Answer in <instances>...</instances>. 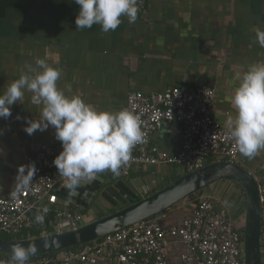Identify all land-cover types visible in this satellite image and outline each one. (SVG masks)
<instances>
[{"label":"crops","instance_id":"0c3cea01","mask_svg":"<svg viewBox=\"0 0 264 264\" xmlns=\"http://www.w3.org/2000/svg\"><path fill=\"white\" fill-rule=\"evenodd\" d=\"M144 1V10L138 6L134 23L122 17L115 31L103 33L99 25L76 29L80 6L75 0H0V95L26 70L25 65H35L37 59L44 58L50 66L61 69L57 87L66 96H79L98 111L127 109V96L135 91L211 86L216 91L212 117L228 130V119L236 115L231 98L239 78L251 64L264 62V48L254 43L255 29L264 30V0ZM32 95L25 92L23 100L11 106V116L0 118V190L15 189L17 169L26 165L28 156L43 146L61 144L55 138L54 127L32 135L23 130L24 118L39 120L42 111ZM153 143L161 152L177 153L181 127L163 124L154 133ZM237 161L264 181V150L253 159L239 153ZM167 167H171V174H167ZM184 173L176 166H134L127 174L121 169L118 178L110 172L99 174L73 194L62 187L61 181L54 186L49 203L61 206L72 201V207L79 204L75 208L84 216V224L95 213L124 207ZM224 183L213 184L198 198L217 200L224 208L232 207L233 215L243 216V191L239 190L238 205L233 207L235 202L225 193L231 186ZM194 204L185 200L161 214L157 217L161 226L181 227L192 216ZM185 252L179 238H168V264H183Z\"/></svg>","mask_w":264,"mask_h":264},{"label":"built area","instance_id":"2783aa9c","mask_svg":"<svg viewBox=\"0 0 264 264\" xmlns=\"http://www.w3.org/2000/svg\"><path fill=\"white\" fill-rule=\"evenodd\" d=\"M144 5V0H138L140 9L144 10ZM215 96V89L206 85H179L163 92L129 93L127 109L139 117L144 142L132 149V158L122 168L124 173L141 165L176 166L192 172L211 160L237 161L239 152L234 139L212 117ZM163 124L181 127V144L175 154L161 152L153 143L154 133ZM61 151L62 144L39 148L26 161V165L34 163L36 168L30 187L20 192L0 190V234L44 230L49 226L57 232L83 224L84 216L71 206L72 201L61 206L49 203L54 186L63 181L53 165ZM259 203L261 251L264 254V182L259 185ZM43 206H47L49 212L44 223H36L34 216ZM157 217L108 234L97 243L64 249L52 256L29 257L26 264H99L101 261L108 264H168L165 249L169 237L179 238L185 245L186 252L181 257L183 264H244L242 227L229 211L217 210L210 198H198L192 216L184 220L181 227L164 228ZM0 264L14 262L11 258H1Z\"/></svg>","mask_w":264,"mask_h":264},{"label":"clouds","instance_id":"9594fccd","mask_svg":"<svg viewBox=\"0 0 264 264\" xmlns=\"http://www.w3.org/2000/svg\"><path fill=\"white\" fill-rule=\"evenodd\" d=\"M75 3L80 6L75 19L78 30L99 25L103 33H109L118 28L122 17L134 23L139 11L138 0H75ZM254 43L264 48V30L258 27ZM25 69L0 95V118L8 119L11 106L23 100L25 92L32 93L33 102L42 105V111L39 120L24 118L23 130L32 135L37 130L54 127L62 151L54 158L53 165L69 194L105 172L118 178L132 158V149L144 142L139 117L128 109L98 111L79 96H66L57 87L61 69L50 66L44 58L37 59L35 65H25ZM231 103L236 115L227 121L228 135L243 157L253 159L264 150V62L251 64L242 74ZM35 173L34 163L19 166L16 191L29 188ZM48 212L49 208L43 206L34 216L35 222L44 223ZM36 252L34 244L13 245L11 259L14 264H26Z\"/></svg>","mask_w":264,"mask_h":264},{"label":"water","instance_id":"95a60500","mask_svg":"<svg viewBox=\"0 0 264 264\" xmlns=\"http://www.w3.org/2000/svg\"><path fill=\"white\" fill-rule=\"evenodd\" d=\"M221 181L239 186L245 196L243 216L233 215L237 225L243 229V263L262 264V218L259 203V185L262 181L239 161L226 160L209 162L202 168L184 173L154 193L138 201H130L121 209L76 228L26 239H0V254L11 256L12 246L17 244L24 247L34 244L37 252L30 257H36L91 243L159 216Z\"/></svg>","mask_w":264,"mask_h":264},{"label":"rangeland","instance_id":"374dc122","mask_svg":"<svg viewBox=\"0 0 264 264\" xmlns=\"http://www.w3.org/2000/svg\"><path fill=\"white\" fill-rule=\"evenodd\" d=\"M179 168V167H178ZM164 169V168H163ZM163 172V171H162ZM161 172V173H162ZM166 172H167V174H171L173 171H172V169H171V167H167L166 168ZM165 172V173H166ZM164 173V174H165ZM176 176H172V179H174ZM170 181L171 180H169V183H170ZM168 182V181H167ZM224 182H226V183H224V184H229L231 187H230V189H227L226 190V196H227V198H228V200H231V201H234L235 203H232V206L233 207H236L238 204V200H237V197H238V193H239V190L241 189L239 186H237V185H235L234 183H230V182H227V181H224ZM197 200V199H196ZM187 202H189V201H187ZM213 203H214V205H215V208L217 209V210H221V208H223V209H227L228 211H229V213L231 214V215H233L234 214V212H232V207H230L229 209H228V207L226 208V206H225V208H224V205L222 206L221 204H220V202L219 201H214L213 200ZM234 204H236V206L234 205ZM75 207H80V205L79 204H75ZM107 213H110V211L109 210H105L102 214L101 213H95V215L94 216H92V218H89L88 219V221L89 222H92V221H94V220H96L98 217H100V215L102 216V215H106ZM93 215V214H92ZM37 234H44V231L43 230H38V229H31V230H25V231H23V232H21L20 234H19V236L21 237V236H30V235H37ZM0 237H7V235H2V234H0ZM29 238V237H28Z\"/></svg>","mask_w":264,"mask_h":264},{"label":"trees","instance_id":"16d2710c","mask_svg":"<svg viewBox=\"0 0 264 264\" xmlns=\"http://www.w3.org/2000/svg\"><path fill=\"white\" fill-rule=\"evenodd\" d=\"M165 186V185H164ZM164 186H162V187H164ZM161 187V188H162ZM199 194V193H198ZM198 194H195L194 196H192V197H190V198H188L187 199V201H195L196 202V199L198 198ZM138 200H140V198H138L137 200H135V201H138ZM176 206H174L173 208H175ZM122 207H120V208H118V209H121ZM173 208H171V209H173ZM117 209V210H118ZM114 211H116V210H114ZM114 211H111L110 213H112V212H114ZM167 212V211H166ZM166 212H164V213H166ZM110 213H107L106 215H108V214H110ZM164 213H162V214H164ZM106 215H102V216H100V217H98V218H101V217H103V216H106ZM157 217V216H156ZM97 218V219H98ZM150 219H152V218H150ZM31 230V229H30ZM46 234H48V233H53V232H55V230L54 229H51L50 227H46V229H44L43 230ZM19 234L20 233H17V234H13V235H7V237H0V239H26V238H32V237H38V236H40V235H42V234H37V235H30V236H19ZM100 240H97V241H95V242H93V243H97V242H99ZM78 247V246H77ZM76 248V247H75ZM55 254H57V252H54V253H51V254H44V256H47V255H50V256H52V255H55ZM1 258H11V256H7V255H2V254H0V259Z\"/></svg>","mask_w":264,"mask_h":264}]
</instances>
